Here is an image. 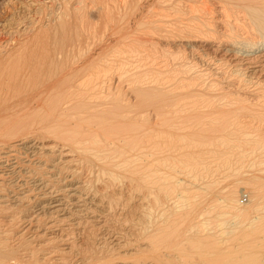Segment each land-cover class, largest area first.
I'll list each match as a JSON object with an SVG mask.
<instances>
[{"label": "rangeland", "instance_id": "obj_1", "mask_svg": "<svg viewBox=\"0 0 264 264\" xmlns=\"http://www.w3.org/2000/svg\"><path fill=\"white\" fill-rule=\"evenodd\" d=\"M78 1L79 0H0V41L2 42H0V44H2L1 49H3L0 53V58L3 61L8 58L7 60H9L11 64L13 63L12 65L10 64L11 68L14 66V69L19 73L23 71H31L32 69V71H35L36 67H44L42 68L44 71L47 72L52 70L55 73L56 70L62 67H60V65H65L66 63L68 66L70 64L69 68L72 67L71 70L68 68L69 72H71V74L76 73L81 75L80 77L86 80V83L84 82L83 85L74 86L66 92H63V94L66 96L68 95L70 99H79L82 95L90 94V92L92 93V90H97L100 95H108L113 101L115 100L118 102L119 99V103L126 102L133 104L137 93L134 89L132 90V88H135L139 93L143 88L142 91L144 92H141L140 96H138L144 100L143 121H145L146 116L148 117L149 115H152L146 119V128L151 127L156 130L158 127L157 131L166 129V132L162 130L158 132L159 139L161 138L162 141H165L166 138H169V140L166 139L167 142L172 140V143H174L177 148H173L174 146H172V149L176 150L175 153L172 152L174 151L172 149V151L168 150V152H172L174 155L181 153L180 155H182V157L180 155L179 158H177L178 156L176 155V157H173L174 159L171 157L170 165L160 160L158 163L160 171L154 176L155 179L152 178L153 180H147L148 182H145L146 184L144 183L145 185L143 184V187L140 186L139 188H128V186L124 185V182L121 181L122 179L118 178L112 186H107V188L103 184L101 185L99 181L96 182L98 183L97 188L103 189L99 193L90 189L91 185L95 182L93 181V183H91L89 180L94 178L100 179L98 177L100 175H98L96 171H94L95 173L87 171V173L78 180L82 182L84 190L89 193L91 198L95 199V201H97V199L99 200V209L94 208V213H91L96 216V218L98 217L97 219H99V221H92L90 218L88 220V218L81 216L83 221L85 219L89 221L88 224H83L79 228L81 232H74L75 234L67 233V235H69L68 238L74 247L69 251V254H66L67 257L65 254L60 257L63 258L64 256L63 259L67 261L68 264H76L82 259H86L85 254L89 258L96 259L98 263L139 264L141 259L145 257V254L143 253H146V251H142L145 246L141 245V241L138 239L132 240L131 232H133L135 227L137 229L146 228V230L150 231L151 228L153 229L156 222L160 223L164 218H170L171 216V218H195V220H198L202 224H200L202 228L201 234L209 236L210 239L217 240L219 243L222 242V244L220 243V246H225L226 249L233 244L240 245L241 248L244 245L243 247L245 248L246 244L251 243L246 247V249H249L248 247L251 246L250 250L252 254L250 258L254 261V264H264V231L261 232L262 230L260 227L258 230L259 223H264V74L258 75L251 73L252 69H246V66L244 67V65L236 66L237 64L235 62L236 59L244 61L245 57L249 58V55L254 54L257 50L264 51V0H261L262 2L258 0H254L253 2V0H251L254 3L253 6L257 7L254 8L255 12L254 10L253 12L251 11L253 14L245 9L246 5L252 4L249 0H241L242 2L238 0V5L232 6L233 9L226 7V4L224 3L226 0H220L222 1L221 3L219 0H194V2L193 0H118V3L125 7H122V10L112 9V13H104V9L103 11H100L101 9L99 7L104 4V2L106 5L112 6L113 4H117V0H92L94 1L93 3H90L91 0H88L89 4L87 9L76 10L75 7L78 5ZM245 1L249 3H246ZM138 4L139 6L142 4L140 9ZM259 4H262L263 7ZM71 5L75 7H72ZM126 7L127 9H125ZM137 7L138 9H136ZM65 10L69 11L66 12ZM257 10H260L261 13L260 11L257 12ZM256 12L258 14H256ZM117 13L118 15H116ZM248 13H250L249 16ZM104 14H108L107 16L105 15V18L108 17L107 21H103L105 20L103 17ZM119 14L122 15V17ZM216 17L218 19H216ZM64 18L67 19V22ZM72 18H74V21ZM225 19H228L227 21L229 22ZM83 21L84 24L88 23V25L92 24L95 28L96 26L97 28H101V30L100 28H94L96 33L94 39H96V41L93 39L94 41L89 44L84 42L85 28H81V31L80 29L78 30L80 31L78 32L80 37L76 36L77 33L75 32V27L82 26ZM108 23H112V25ZM113 23L115 26H113ZM62 24H66L65 29L61 28ZM119 25L120 28H117ZM107 26L112 27L107 29L109 28ZM103 29L109 30L110 33L107 30L103 31ZM68 40L69 42H67ZM71 40H73L72 43L75 41L76 43L71 44ZM78 41L83 42L79 43ZM231 43L232 45H230ZM77 44L79 48L85 49H82L84 50V55L81 54L78 57L75 56L76 59L75 57H72L71 53L72 50L77 49ZM87 47H90L91 50L87 49ZM64 50L66 51V54L64 53ZM67 54L69 56H67ZM28 55H31V57H28ZM41 55H44V58ZM38 56L40 57L37 58ZM89 56H91V58ZM230 56L235 58V60L232 61ZM40 61L42 65L39 64ZM259 61L264 62V57ZM253 62L255 63L256 61ZM71 63L74 65L76 63V65L73 66ZM86 63L87 66L85 69L82 65ZM241 66L243 68H241ZM91 76L93 79L90 78ZM87 84H89V86ZM72 89L73 91H71ZM131 91L134 92V95ZM109 92L110 94H108ZM149 93L152 94L149 95ZM142 94L145 97H142ZM155 99L157 101H154ZM205 99L208 101L206 102ZM145 101L146 103L148 102V104H146ZM152 103L155 104L153 105ZM153 108L154 110L157 109L155 110L156 114L155 112L154 114L150 113L153 111ZM160 108H162L163 111L160 110ZM173 109L178 110H175L174 112ZM188 112H192L191 115L188 114ZM160 113L163 115L161 116ZM168 114L169 116H167ZM182 114L185 117V114H188L187 117L189 118V124H192L193 126L195 124L199 125H195L194 128L189 129L188 127L193 126L187 124L188 118L182 117ZM171 115L174 118H172ZM189 115L191 117H189ZM158 117L160 119H157ZM163 118L166 119L162 121H165L166 124L169 123L170 126L172 125L173 129L174 121L180 118V122H175L177 129L178 127H182V129L179 128L178 130L180 133L175 129V134L172 132L173 134L171 135L170 132L173 130L172 128V130L165 128V122L164 125H160V123H163L161 122V119ZM191 118L193 121L195 120V123ZM171 119L174 121L172 122ZM198 120L200 122H198ZM184 121V126H179V124L184 123ZM148 122H152L151 125ZM159 125L162 126V128H160ZM185 125L188 129H185ZM196 127H199V129L196 130ZM206 127H210L211 129ZM194 129L198 131L196 133L202 135L200 136L201 139H199L200 142L196 141L191 136L190 138L186 137L185 139L182 138L183 136H178V133L180 135L181 132H183V134L190 133V131L193 133ZM200 129L202 130L199 131ZM204 129L205 132L203 131ZM168 130L170 132H168ZM208 130L210 131L209 133L207 132ZM4 131H6L5 127L3 129V132ZM32 133L33 132L29 129L27 135L18 136L17 138L9 140L7 143H11L13 140L21 139L22 137H34L35 135ZM160 133L161 135H165L161 136ZM8 134V136L12 137L14 135L12 131H9ZM175 135H177V137ZM203 135L206 136L207 139L209 138L207 136H210V138L205 140L206 138ZM173 136L177 139L175 137L174 139ZM203 141H205V143ZM212 141H215L216 144ZM226 141L228 143H226ZM163 143H161V145H163ZM185 145L186 148H184ZM190 145L192 147L196 145V148L193 147V149H195L193 152L191 151L192 147ZM2 147L3 145L0 144V148ZM182 148L185 150L187 149L188 151H184ZM162 154L168 155L169 153L166 151ZM192 155L196 157H193ZM169 156H172V154L170 153ZM26 169L31 173L22 172V174L24 173L22 177L9 180L8 178L5 179L0 185L2 186L0 187L1 193H6L8 191L22 193V190L25 191L33 188L32 181L34 179L44 177V175H42L44 173L43 167L32 165ZM171 170H173V172ZM13 179H15L14 183L10 182ZM21 180L22 183L26 182V186L24 185L22 188H19L18 185L21 184ZM156 181L159 183H156L159 187L155 185ZM164 181L165 183H163ZM166 182H168L169 185L168 183L166 184ZM151 183H154V185ZM160 187H162V189ZM133 189H135V191ZM162 190H165V192ZM168 191L172 194L170 195ZM29 193L26 198L20 200L21 202H0V234L1 231L4 233V235H0V237L7 240L6 245L8 248H12L13 246L15 249L17 247L19 250V248H21L19 245H25L23 246L24 248L28 246L27 249L31 250L32 245L34 246V243L29 239V232L26 231V227L29 226V224L27 226V220L29 219L28 217L32 215V212L35 220L37 218L40 219L42 213H39L38 215L34 213L37 209L32 196L34 191H30ZM150 193L153 195H150ZM192 195H194L193 198ZM188 196L190 197L187 199ZM192 200L193 202L195 200L197 201L193 203ZM194 207L195 209H193ZM184 208L187 210L185 211ZM197 208L200 212L199 210H196ZM195 210L196 212H194ZM218 218L221 219L219 220ZM35 220H33L34 224L37 223ZM40 220L38 221L41 222L42 220ZM98 222H100V224H98ZM82 228H84V230ZM256 229L261 233H257ZM194 234L197 235L196 233ZM112 235L119 237L118 240L120 243L113 242L111 240ZM225 244L228 245L226 246ZM134 245L136 247H134ZM81 249L83 250L81 251ZM227 250H229V248ZM31 251H26L23 254L29 252L28 255L31 257L35 256L38 259L41 257V255L36 256V254H33ZM20 252L21 251L19 250V253ZM85 252H87L88 255ZM239 252L240 250H237L238 255L242 254L240 259H243L241 260L243 263L248 259L250 260L247 255L242 253V251ZM80 255H83L84 258L81 259ZM75 259H78L79 261H76ZM248 262L253 264L251 263V260Z\"/></svg>", "mask_w": 264, "mask_h": 264}, {"label": "bare ground", "instance_id": "obj_2", "mask_svg": "<svg viewBox=\"0 0 264 264\" xmlns=\"http://www.w3.org/2000/svg\"><path fill=\"white\" fill-rule=\"evenodd\" d=\"M249 1H251V0H249ZM258 1H261V0H258ZM93 2L94 1H92V0L90 1V3H93ZM193 2H194V0H193ZM221 2L222 1H220V3ZM245 2L249 3L247 1H245ZM245 2H244V4H245ZM253 2H254V0H253ZM253 2H252V4H248V5L245 6V9L247 11H250V13L253 12L254 8H257V7L253 6L254 5ZM74 3H76V2H74ZM77 3H78V5L76 7L71 5L72 7H75L76 10H80V9H82V10L84 9L85 10V9L88 8V4H89L88 0H79ZM224 3L226 4V7L232 8V6L238 5V0H226V2H224ZM224 3H222V4H224ZM97 4H98V2H97ZM109 4H111V3H109ZM215 4H218V3H215ZM74 5H76V4H74ZM140 5L141 6H139V4H138L139 9H140V7H142V4H140ZM259 5L262 6V4H259ZM112 6L106 5L105 2H104V4L100 5L99 8L101 10L100 9L99 10L103 11V9H104V13L105 12H107V13L111 12L112 13V11H111L112 9H121L123 7L122 4L118 3V0H117V4H113ZM256 6H258V5H256ZM243 7H244V5H243ZM212 8H214V7H212ZM236 8H238V7H236ZM125 9H127V7ZM136 9H138V7ZM67 11H69V10H67ZM259 11L257 10V12H259ZM254 12H255V10H254ZM257 12H256V14H258ZM76 13H77V11H76ZM114 13H115V11H114ZM250 13H248V16H249ZM260 13H261V11H260ZM63 14H65V13H63ZM73 15H74V13H73ZM105 15L107 16L108 14H104V16H103L105 20H103L101 18L103 21H107L108 20V17L105 18ZM116 15H118V13ZM120 16L122 17V15H120ZM209 17H211V16H209ZM99 18H100V15H99ZM118 18H120V17H118ZM247 18H250V17H247ZM251 18H253V17H251ZM111 19H112V17H111ZM111 19H110V21H111ZM216 19H218V18L216 17ZM254 19H255V17H254ZM64 20H66V22H67V19L64 18ZM72 20L74 21V18H72ZM80 20H81V18H80ZM258 20H259V18H258ZM91 21H93V20H91ZM98 21H100V20H98ZM96 22H97V20H96ZM214 22H215V20H214ZM227 22H229V21H227ZM259 23H260V21H259ZM108 24H110V23H108ZM96 25H97V23H96ZM110 25H112V23ZM262 25H263V23H262ZM113 26H115L114 23H113ZM65 27H66V24H62L61 28L65 29ZM104 27H105V25H104ZM107 27H109L107 29H110V27H112V26H107ZM230 27H231V25H230ZM235 27H237V26H235ZM81 28H85L84 29L85 30V35H84V38H83L84 42H87V44H89V43H92L94 40L96 41V39H94L95 34H96L95 31H94L95 27H93L92 24H89V25H88V23L84 24V21H83L82 26L81 25H80V27L76 26L75 27V30H76L75 32L77 33V35H76L77 37H80V34H78V32H80L82 30ZM96 28H97V26H96ZM99 28H97V29H99ZM117 28H120V25ZM260 28H262V27L260 26ZM263 28H264V26H263ZM263 28H262V30H263ZM79 29H80V31H78ZM107 29H103V31L107 30ZM100 30H101V28H100ZM231 30H229V31H231ZM107 31H109V30H107ZM215 32H217V31H215ZM222 32H223V30H222ZM109 33H110V31H109ZM261 33H262V31H261ZM111 34H110V36H111ZM249 34H250V32H249ZM67 35H69V34H67ZM214 37H215V35H214ZM233 39H235V38H233ZM72 41L73 40H71V44H73V43L75 44L76 43V41L73 42V43H72ZM67 42H69V40ZM78 42L80 43V42H83V41H78ZM1 45L2 44H0V53L3 50V49H1L2 48ZM230 45H232V43ZM82 49H85V48H79L78 44H77V49L72 50V53H71L72 57H75V56L78 57L79 55L83 54L84 50H82ZM87 49H90V47H87ZM47 51H49V50H47ZM227 51H230V50H227ZM64 53L66 54V51ZM92 54H93V52H92ZM26 56H27V54H26ZM67 56H69V55L67 54ZM95 56H96V53H95ZM249 56H250L249 58L245 57L244 61L243 60H239V59H238L239 60L238 61L236 59V61H235L236 64H237L236 66L244 65V67L246 66L245 67L246 69H250V70L252 69L251 73H255V74H258V75L264 74V62L259 61L260 59H262L264 57V51H261V50L258 51L257 50V51L254 52V54L249 55ZM28 57H31V55H28ZM39 57L40 56H38L37 58H39ZM42 57L44 58V55ZM65 57H66V55H65ZM89 57L91 58V56H89ZM37 58H36V60H37ZM86 58H87V56H86ZM230 58L232 59V61L235 60V58H233L231 56H230ZM7 59L3 61L0 58V128L3 126L2 129L0 130L1 131L0 132V144L3 145V147L0 148V185L7 178L9 180V179H12V178L22 177L23 174H24V173L22 174V172H29V170H27L26 168H28V167H30L32 165H37L39 167H43V169H44L43 172L44 173L42 175H44V177L42 176L43 178L34 179L32 181L33 188L32 189H27L25 191H23L21 189L22 193H18V192H14V191H8L6 193L5 192L1 193V188H0V202H2V201L5 202L6 201L7 203L18 202V201L22 200L23 198H26L30 191H34V194L32 196H33V201L35 203V206L37 207V209H36V211L34 213H36L37 215L39 213H42V216L40 218L42 221L40 219H38V218L35 220L33 212H32V215L30 217H28L29 219L27 220L28 221L27 226H28V224H29V226L26 227L27 228L26 231L29 232L28 236L30 235L29 236L30 241L34 243V246L32 245V249H31L32 251L30 249H27L28 246L26 248H24L23 246H25V245L21 246V245L18 244L19 247H21V248H19V250L21 251L19 253V250H18V248L16 246H15L16 249L13 246H12V248H8L7 245H6L7 240H4L2 237H0V264H68L67 261H65L63 259L64 256H63V258L60 257V256H62L64 254H65V256H66L67 253L69 254V251L72 249V247H74V245H72L71 241L69 240V238H68L69 235H67V233L71 234V233H74V232H81L79 230V228L83 224H86V223L88 224L89 218L92 221H99V219H97L98 217L96 218V216L91 214V213H94V208L99 209V207H98L100 205L99 202H98L99 200L96 198L97 201H95V199H93V198H91L89 196V193L84 190V188L82 186V182H80V180H78L79 178H82V176H84V174H86L87 171H89L91 173L96 171L98 173V175H100V176L97 175L100 179H96V178L93 177L94 179L89 180V182H91V183H93V181L95 182V183H93L91 185L90 189L95 190L96 192H99V193L103 189H98L97 188L98 183H96V182L99 181L101 183V185L103 184L107 188V186H112L114 184L115 180L118 179V178L122 179L121 181H123L124 185H127L128 188H130V187L139 188L145 182H148L147 180H150V179L154 178V176L157 174V172L160 171V168L158 166V163L160 162V160L163 161L164 163L170 165L169 164L170 160L173 157H176V156H178L177 158H179V155L181 153L177 154V155L175 154L176 156L172 153V152L175 153V151H176V150L172 149V146H174L173 148H175L176 146L174 145V143H172L171 138H170L171 141H168V142H167V140H169V138L168 139L166 138L167 140L165 139L166 142L164 140L162 141L161 138L159 139L158 132H160L162 129L160 131H157L158 127H157L156 130L152 129L151 127L146 128V126H147V125H145L146 119L149 116H152V115H149L148 117L145 115L146 119H145V121H143V117H144L143 116V114H144V109H143V104L144 103L143 102H144V100L141 99L140 97H138V96H140L141 92H144V91H142L143 88L141 89V92L139 93V92H137V90H135V88L131 87L132 90L134 89V91L137 93V94L135 93L137 101H136V98H135V102H133V104H129V103H126V102L125 103H119V99H118V102H116L115 100L113 101V100H111V98L108 95H106V96L105 95H100L97 90H95V91L92 90V93L90 92V94L82 95L79 99H77V98L76 99H70L69 96L68 95L66 96L65 94H63V92H66L68 89H70V88H72L74 86L83 85L84 82L86 83V80L82 79V77H80L81 75H78L76 73H72L71 74V72H69L68 68H69L70 64L68 66H67L66 63H65V65L64 64H62V65L59 64L60 67L61 66L62 67L60 69L56 70L55 73L52 70H49L47 72L44 71V69H42L44 67H42V68L41 67H36L35 71H32L33 69L30 67L32 69L31 71H23V72L19 73L16 69H14V66H13V68H11V65L13 63L11 64V62H9V60H7ZM17 61H19V60H17ZM253 61H256V62L254 63ZM24 63H25V61H24ZM39 64L42 65L41 61H40ZM39 64H38V66H39ZM49 64H50V62H49ZM71 64L73 66L76 65V63H75V65L73 63H71ZM82 66H83V68L86 69L87 63L83 64ZM71 67L69 68L70 70H71ZM77 68H78V66H77ZM90 68H92V67H90ZM241 68H243V67L241 66ZM88 72H91V71H88ZM90 78L93 79L92 76ZM262 78H263V76H262ZM96 80H97V78H96ZM119 82H121V81H119ZM87 85L89 86V84H87ZM133 87H135V86H133ZM146 88H147V86H146ZM145 90L148 91L147 89H145ZM71 91H73V89ZM110 92L108 94H110ZM151 92H152V90H151ZM131 93L133 94L134 92L131 91ZM106 94H107V92H106ZM151 94L149 93V95H151ZM155 95H156V93H155ZM152 96H151V98H152ZM142 97H145V96L143 95ZM184 97H185V95H184ZM154 101H157V100L155 99ZM205 101L207 102L208 100L205 99ZM229 101H230V99H229ZM91 102H97V103H91ZM128 102H129V100H128ZM145 103H146V101H145ZM146 104H148V102ZM169 104H171V103H169ZM195 104H197V103H195ZM187 108H188V106H187ZM178 109H175V110H178ZM152 110L153 111L150 112V113L154 114V112H155V114H156L155 110H157V109L154 110V108H153ZM160 110H162V108H160ZM175 110H174V112H175ZM147 111H149V110H147ZM189 111H192V110H189ZM157 112H159V111H157ZM191 113L192 112H188V114H190V115H191ZM164 114H166V113H164ZM188 114H185L186 117L182 114L183 115L182 117L188 118L187 117ZM162 115L163 114H161V116ZM190 115H189V117H191ZM167 116H169V114ZM173 116H174V114H173ZM159 117H160V115H159ZM159 117L157 119H160ZM171 117H172V115H171ZM171 117H168V118H171ZM182 117H180V118H182ZM172 118H174V117H172ZM180 118H178V119L175 118L176 121L171 119V121L172 122L174 121L173 124L175 125V122H180L179 121ZM165 119L166 118L161 119V122H163L162 120H165ZM187 120H186L187 124H189L188 123L189 122V118ZM199 120H198V122H200ZM192 121H193V119H192ZM164 122L160 123V125L161 124L164 125ZM193 122L195 123V120ZM206 122H207V120H206ZM148 123H150V122H148ZM151 123H150V125H151ZM154 123H155V121H154ZM183 124H185V121H184V123L179 124V126L183 125ZM160 125H159V127L162 128V126H160ZM165 125H166L165 128H167L169 130L172 128V125L170 126L169 123L166 124V122H165ZM167 125H169V126H167ZM174 125H173L174 129L172 128L173 130L171 129L172 130L171 132L168 130V132H170L171 135L173 134L172 132H174V134H175V131H174L175 129L177 131L179 130V128L182 129V127H178V129H177V125H175V126ZM189 125H192V124H189ZM198 125H196V126H198ZM194 126L193 127H188V128L189 129L190 128H194ZM4 127H5L6 131L3 132ZM199 127L198 128L196 127L197 128L196 130H198ZM163 128H164V126H163ZM186 128H187V126L185 127V129ZM206 128L211 129L210 127H206ZM7 129L9 131H12V133H14L13 137L12 136H8L9 135L8 134L9 131ZM29 129L31 130V132H33L32 134L35 135L34 137H30V138L22 137L21 139H15L11 143H7V142H9V140L17 138L18 136L27 135V133L29 132ZM32 130H34V131H32ZM165 130L166 129H164L162 131L166 132ZM196 130L194 129L193 133H191L190 130H189L190 133L188 132V133H184L183 134V132H181L180 135H179L180 132L178 131L179 132L178 136H180V137L183 136L182 138H184V139L186 137L190 138V136H191L196 141H199V139H201L200 136H202V135L200 133H196V132H198ZM201 130L202 129H200L199 131H201ZM203 131L205 132V129ZM211 131H213V130H211ZM234 131H237V130H234ZM184 132H186V131H184ZM207 132L209 133L210 131L208 130ZM29 134H31V133H29ZM160 135H161V133H160ZM164 135H161V136H164ZM169 136H170V134H169ZM175 136L177 137V135H175ZM175 136H173V138ZM210 136H211V134H210ZM210 136H207V137L210 138ZM204 137L206 138V136H204ZM204 137H203V139H204ZM208 139L206 138L205 140H208ZM186 141H188V140H186ZM227 141H229V140H227ZM227 141H226V143H228ZM184 142H185V140H184ZM203 142L205 143V141H203ZM224 142H223V144H224ZM161 143H163V145H161ZM213 143H211V144H213ZM175 144H176V142H175ZM192 144H193V142H192ZM215 144H216V142H215ZM217 145H218V142H217ZM178 146H180V145H178ZM195 146L196 145H194L193 147L196 148ZM197 146H199V145H197ZM193 147H192V150H191L192 152H193V150H195V149H193ZM184 148H186V145L184 146ZM184 148H182L184 151H188L187 149L185 150ZM171 149L174 150V151H172ZM168 150L172 151V152H168ZM166 151H167V153H169L168 155L162 154V153H164ZM189 151H190V149H189ZM170 153L172 154V156H169ZM183 153H186V152H183ZM180 156L182 157V155H180ZM192 156L196 157L194 155H192ZM177 158H176V160H177ZM171 171L173 172V170H171ZM29 173H31V172H29ZM92 176H95V175H92ZM156 178H158V177H156ZM160 179H161V177H160ZM14 180L15 179L11 180L10 182L14 183ZM24 181H25V179H24ZM118 182H119V180H118ZM25 183L24 182L22 183V180H21V184L18 185V187L22 188L25 185ZM156 183H157V181L155 182V185H156ZM163 183H165V181ZM167 183L168 182H166V184ZM157 184H159V183H157ZM16 185H17V183H16ZM152 185H154V183ZM168 185H169V183H168ZM156 186L159 187L158 185H156ZM161 186H163V185H161ZM164 186H166V185H164ZM0 187H2V186H0ZM160 188L162 189V187H160ZM161 189H159V190H161ZM14 190H15V188H14ZM133 190L135 191V189H133ZM157 192H159V191H157ZM163 192H165V190ZM169 192L170 191H168V193ZM169 194H167V195H169ZM29 195H30V193H29ZM150 195H153V194L150 193ZM190 196H188L187 199ZM193 196L194 195H192V198H193ZM140 197H142V196H140ZM170 197H167V198H170ZM193 200H192V202H193ZM197 200H195V201H197ZM158 207H159V205H158ZM164 207H166V206H164ZM161 208H162V206H161ZM185 208H184V210H185ZM193 209H195V207ZM196 210L198 211L199 209L197 208ZM196 210L194 212H196ZM190 211H191V209H190ZM199 212H200V210H199ZM190 213H192V212H190ZM180 214H181V212H180ZM149 215H150V213H149ZM81 216L88 218V220L85 219L83 221V219H81ZM202 219H205V218H202ZM33 220H35V222H37V223L34 224ZM38 220H40L41 222H39ZM4 221H6V220H4ZM100 222H98V224H100ZM224 222H225V220H224ZM151 224H152V222H151ZM200 224H201V222H199L198 220H195V218H189V217L188 218H178V217L171 218V216H170V218H164V220L162 222H160V223L156 222V224H154V226L152 225L153 229L151 228L152 230L150 229V231L146 230V228H142V229L138 228L137 229L135 227L133 232H131L132 240H137V239L140 240L141 241V245L145 246V248L143 247L142 251L143 250L146 251V253L145 252L143 253V254H145V257L141 259V262L139 264H250V262H248L250 260H251V263L254 264V261L250 258L251 254H252L251 250H250L251 246L248 247L249 249H246V247L249 244H251V243L246 244L245 248L243 247L244 245L241 248L240 245L238 246V245H234L233 244L230 247H227V249L229 248V250H227L225 246L224 247L220 246V243L222 244V242L219 243V242H217V240H212V239H210L209 236H205L204 234H201V232H202L201 229L202 228H201ZM256 226H257V224H256ZM259 227L262 230V231L261 230L260 231L263 232L264 231V223H259L258 230H259ZM82 229L84 230V228H82ZM258 230H257V233H261V232H258ZM192 232L196 233L197 235H195ZM0 235H4L3 231H1ZM255 235H256V233H255ZM85 236H86V233H85ZM212 237H214V236H212ZM111 238H112L111 240L113 242H115V243L119 242V240H118L119 237L112 235ZM216 239H217V236H216ZM249 241H250V239H249ZM238 242H240V241H238ZM238 242H237V244H238ZM260 243H262V242H260ZM131 246H133V245H131ZM134 247H136V246L134 245ZM83 249H81V251ZM237 250H240V252L242 251V253L247 255V257L250 258V260L248 259L247 261H244V263H243L241 261L243 259H240L242 254H239L240 255L239 256L237 254ZM26 251H31L33 254L35 253L36 256L37 255H41V257H39V259L37 257H35V256L31 257L30 255H28L29 252L26 253V254H23ZM85 253H87V252H85ZM83 255L82 256L80 255L81 259L84 258ZM87 255H88V253H87ZM139 256H140V254H139ZM85 258L86 259H82L80 262H78L76 264H107L106 262H102V261H101L102 263H98L96 261V259L94 260L93 258H89V257L86 256V254H85ZM76 261H79V260L77 259Z\"/></svg>", "mask_w": 264, "mask_h": 264}]
</instances>
